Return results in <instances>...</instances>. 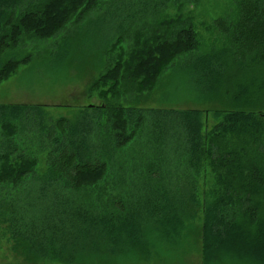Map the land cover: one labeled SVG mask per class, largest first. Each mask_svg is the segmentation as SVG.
Here are the masks:
<instances>
[{
  "label": "trees",
  "instance_id": "obj_1",
  "mask_svg": "<svg viewBox=\"0 0 264 264\" xmlns=\"http://www.w3.org/2000/svg\"><path fill=\"white\" fill-rule=\"evenodd\" d=\"M234 1L235 21H213L226 46L200 53L190 18H160L181 0H0V83L30 64L28 42L54 40L61 68L76 47L61 43L71 27L103 23L110 32L88 88L103 103L83 115L97 116L98 151L87 126L52 122L38 107L0 105V191L36 175L18 133L34 128L49 145L36 197L0 199V222L27 260L143 264L197 250L203 264H264V0ZM176 68L197 86L183 101L221 107L210 130L208 111L131 105ZM139 137L130 153L137 169L111 168Z\"/></svg>",
  "mask_w": 264,
  "mask_h": 264
},
{
  "label": "rangeland",
  "instance_id": "obj_2",
  "mask_svg": "<svg viewBox=\"0 0 264 264\" xmlns=\"http://www.w3.org/2000/svg\"><path fill=\"white\" fill-rule=\"evenodd\" d=\"M181 2L180 7L174 5V2L168 3L160 18L178 16L190 18L197 34L200 53L225 47L227 39L214 28L213 21L218 18L235 21L238 15V6L235 1L181 0ZM69 28L70 26L67 29ZM106 29L108 26L103 23L88 24L87 22L71 27L70 33L63 37L61 43L69 44L74 41L76 47L70 57L63 58L61 68H59L60 65L58 66L59 61L55 59L58 52L63 49L52 47L54 40L28 42L25 45L27 49L23 52L30 55L32 61L0 83V105L38 107L46 113L47 117L52 118V122L65 119L68 125H73L77 129L87 126L91 130V140L96 144L98 151L103 134L100 132L99 122H96L97 116L90 114L89 119H83V115L86 108L100 106L103 103L96 93L88 94V88L102 69L98 65L96 53L110 34ZM62 36L58 37L62 38ZM195 88L197 86L194 84V78L192 79L187 71L176 68L167 71L159 78L152 94L145 100L131 105L139 109L172 108L208 111L207 118H204V128L208 131L215 124L211 114L215 110H220L221 107L216 102L199 104L186 99L183 101L181 97L183 94H186L187 99L196 97ZM48 124L49 122L46 123L47 127ZM42 135V132L33 128L31 131H21L15 137L16 144L25 151V154L37 160L36 175L23 182L17 189L13 190L9 186L1 190L0 199L7 198L6 200H12L10 203H13V198L20 199L25 195L27 198L36 197V190L41 184L37 179L47 174V156L50 152L49 145L42 139ZM141 143L142 139L139 137L121 149L112 159L113 162L116 160V163L112 162L110 167L124 168L127 172L135 171L137 155L130 153L139 148ZM61 188L60 183L54 187L59 191ZM64 194L67 195V193ZM3 215L6 219L7 215ZM7 229L8 224L0 222V264H33L27 260L20 247L13 248V241L7 234ZM154 258L143 264H203L197 250L189 251L181 257H176L172 251Z\"/></svg>",
  "mask_w": 264,
  "mask_h": 264
},
{
  "label": "bare ground",
  "instance_id": "obj_3",
  "mask_svg": "<svg viewBox=\"0 0 264 264\" xmlns=\"http://www.w3.org/2000/svg\"><path fill=\"white\" fill-rule=\"evenodd\" d=\"M61 23V22H60ZM188 45V44H187ZM159 64V63H158ZM157 66V65H156ZM159 68V67H158ZM154 70V69H153ZM114 71H116L115 69H114ZM138 73V72H137ZM116 74H117V72H116ZM158 74V73H157Z\"/></svg>",
  "mask_w": 264,
  "mask_h": 264
}]
</instances>
